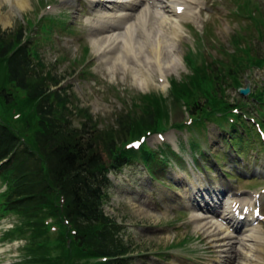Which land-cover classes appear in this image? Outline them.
<instances>
[{"label":"rangeland","instance_id":"rangeland-1","mask_svg":"<svg viewBox=\"0 0 264 264\" xmlns=\"http://www.w3.org/2000/svg\"><path fill=\"white\" fill-rule=\"evenodd\" d=\"M201 1L199 6L193 8L198 19L184 21L185 37L182 40L184 59L180 66L169 72L171 73L169 80L172 78L180 80L190 72L188 65L191 63H210L212 72L225 71L227 73L224 75V79L219 78V84L222 83L219 95L225 97L230 104L244 105L240 111H256L250 105L245 106L248 96L244 97L239 91L241 86L247 84L255 92L264 88V61L262 59L264 56V34L260 35L261 32L264 33V26H261L258 31L253 23L254 20L244 16L245 14L241 10L243 7L240 4V1L244 0ZM70 3H73V8ZM256 3L260 5L256 17L262 16L264 0ZM0 4V13L9 18L7 25L0 23V42L7 44L10 39L17 36V32L22 28L25 35L22 44L29 47L28 53L33 62V67L28 73V82L35 84L44 78V85L49 86L51 94L56 93L57 96V92H60L67 98L66 105L69 109L65 113L69 122L64 126L76 129L81 135L84 122L88 125L92 123L91 128H94V131L88 135V138L92 136L96 142L99 137V143L95 144L106 157L108 156L103 140L112 138L115 144L110 148L114 150L117 146L124 148L125 144L129 145L137 138L136 134L128 136V131L126 134H119L117 131L123 122L129 123L130 120L148 112V110H144V105L140 104L141 102L137 103L140 101L141 93L155 91L167 96L170 82L167 83L166 88L157 86L158 83H155V80L151 82L150 86L140 87L134 83L135 79L132 73L128 72L124 75L121 71L115 73L108 70L105 62L94 49V39L86 23V20L95 16L96 13H92V10L89 11L84 2L82 7L79 0L64 3L62 0H29V5L24 9L13 5L11 0H0ZM61 9L67 10L61 11ZM57 14H62L61 16L68 21L72 27L70 32L56 27L53 35L45 37L38 30L40 26L37 19L40 15L55 16ZM236 40L241 41L245 46L248 44L252 46L255 59H259L257 66L251 65V67L238 70L237 66L238 64L241 66L242 59L238 56L236 60H231L227 67L228 70L226 69L222 62L228 60L229 52L236 47L234 43ZM214 64L216 68L213 67ZM231 66L234 73L229 71ZM151 77L155 78L153 72ZM234 77L237 80H234ZM56 80H60L61 83H55ZM9 83L6 58L0 59V86L10 89ZM210 86L212 87V85ZM10 94L15 95L13 91ZM58 99L56 97L55 100L58 101ZM168 103L170 104V101ZM11 105L7 106V102L0 98L1 120H10L11 118L12 122H16L23 118L14 115ZM17 108L20 106L17 105ZM185 111L179 109L176 112L169 109L167 116L170 120L167 123L174 124L185 120L187 117ZM254 115L258 116L255 113ZM164 123H166L165 120ZM22 125L21 121L16 122L13 129L20 130ZM208 127H210L208 133L203 132L200 135L203 148L207 153L200 158V161H197L202 166L200 171L196 170L192 164L194 173L188 168L187 175H185L176 165L169 166L167 175L171 176V180L176 184L183 186V188L175 190L181 195L172 197L173 201H169V204L160 205L162 201L160 199L164 196L160 191L155 190L156 185L151 182L149 171L141 162L111 174L112 184L108 187L103 202L104 210L112 219V223L100 225L99 228L108 232L109 240L117 246L116 249L120 253L118 258L122 261L125 260V264H173L176 260L180 264H206L208 260L218 257V253L210 252L209 239L205 235L201 236V233L195 230L196 222L192 220V213L187 207V196L190 194L188 187L191 179L193 180L195 176L204 177L210 183L212 181L220 182L225 188L231 186V193L228 194V198L231 200L242 198L245 201L249 192L260 190L264 186L263 151L255 149L253 152L255 145L249 143L243 149L245 160H241L239 166H236L237 156L227 150L219 149V147H223L222 137L226 134L221 133L214 124L210 123ZM164 133L160 135L158 132H152L146 138V145L163 157L165 154L160 149H165L170 144L175 149L182 151L186 157L191 158L189 140L192 133H187L184 130L178 131L173 125L168 126ZM84 135L87 134L84 133ZM30 144L33 146L32 143ZM228 148H230V152L233 151L231 147ZM218 152L223 154L222 158L218 155L220 162L213 156ZM252 156L255 158L253 159ZM255 159L256 163L253 161ZM205 165H207V171L203 168ZM163 172H165L164 169L157 176L165 174ZM224 173H229V179ZM255 177L258 179L253 180ZM242 178L244 179L242 180ZM186 179L190 182H187ZM256 182L259 184L256 185ZM9 184L10 178L7 175L0 177L2 201L6 194L5 189ZM256 186L259 187L256 188ZM226 191L228 193L230 188H227ZM236 193H240V195H236ZM129 197H133L134 200L132 201ZM130 201L137 202L140 205V210L134 207ZM2 207L3 205L0 206V214ZM44 212L45 215L49 213L46 208ZM50 217H48V221L55 222V218L51 217V219ZM29 218L17 213L16 215L10 214L8 218H4L0 222V264H38L35 260L39 255H34L36 247L32 245L33 241L31 240L34 235L31 234L32 229L25 224V221L32 222ZM43 224L45 225V223ZM47 228L50 227L46 226V230ZM12 229L18 230L11 235L8 234V230ZM52 232L49 237L56 236L54 230ZM14 239L16 241L13 242ZM54 239L45 240L47 247L55 246L50 242ZM38 241L43 242L41 239ZM52 252L55 251L52 250ZM185 256L189 258L188 262ZM91 262L97 263L98 260L92 259Z\"/></svg>","mask_w":264,"mask_h":264},{"label":"trees","instance_id":"trees-1","mask_svg":"<svg viewBox=\"0 0 264 264\" xmlns=\"http://www.w3.org/2000/svg\"><path fill=\"white\" fill-rule=\"evenodd\" d=\"M245 9L258 26H264V14L256 17L250 3ZM22 36L23 30H19L17 36L7 44L0 42V59L6 58L8 80L12 87L9 89L1 85L0 98L7 102V106L12 104L11 108L20 106L23 113V118L16 121L23 124L20 130L13 129L16 122H12L11 118L4 121L0 118V161L12 154L11 160L2 167V170L11 172L7 208L30 217L32 222L25 221V224L34 235L31 240L36 247L34 255H39L35 260L38 264H84L83 261L90 257L106 258L99 264H125V260L118 258L120 253L109 240L108 232L99 228L100 225L112 223L102 208L104 190L109 183L108 172L120 170L141 158L140 155L149 160L153 154L147 148L143 150L144 154L123 148L111 150L110 146L115 144L111 138L103 140L108 152L106 160L95 144L99 143V137L98 142H94L92 136L88 138L94 129L91 128L92 123L88 125L84 122L81 135L76 129L64 126L69 122L65 113L69 109L67 98L60 92H57V96L56 93L51 94L49 86L44 85V78L35 84L28 82V73L33 66L28 47H15V39L19 42ZM244 51L246 56H242L238 70L258 61L254 59L251 48H245ZM237 58L238 55L231 52L228 60L223 62L226 69L231 60ZM211 67L210 63H191L192 72L182 81L172 82L170 104L159 93L143 95L142 104L148 112L129 123L123 122L117 132L126 134L128 131V136L136 134L139 137L147 130H164L167 125L164 120L169 121V109L174 107L175 110H182L184 105L195 116L198 128L203 127L213 116L217 118V112L227 105L225 97L219 95L222 84H219V78L224 79L227 73H214ZM213 67L216 68V65ZM229 71L234 73L232 66ZM234 80L237 78L234 77ZM12 91L15 95L10 94ZM29 130L31 133L26 135ZM23 137H27L25 144L22 142ZM58 200H61V205H58ZM45 208L49 211L46 215ZM50 215L62 222L54 237H49L50 230H46L43 224ZM63 219L68 220L70 228ZM50 238H55L50 241L55 245L52 248L46 245ZM40 239L43 242L38 241ZM52 250L59 252L54 255Z\"/></svg>","mask_w":264,"mask_h":264},{"label":"bare ground","instance_id":"bare-ground-1","mask_svg":"<svg viewBox=\"0 0 264 264\" xmlns=\"http://www.w3.org/2000/svg\"><path fill=\"white\" fill-rule=\"evenodd\" d=\"M11 2L21 9L29 5V0H11ZM88 2L94 8L106 10L88 18L86 23L94 39V49L105 62L108 70L115 73L121 71L124 75L128 72L132 73L134 83L140 87L150 86L155 80L157 86L166 88L169 81H174V78L169 80L171 74L169 72L180 66L184 59L182 50V40L185 37L184 21L198 19L193 8L199 6L201 0H112L110 2L88 0ZM0 23L7 25L9 18L0 13ZM152 72L155 78L151 77ZM150 93H141L140 101L137 103L142 104V96ZM166 94H170V89ZM165 98L168 103L169 96ZM204 183L200 184L198 180L196 181V185L204 186L202 192H209L210 198L198 199L200 195L194 198L193 219L197 223V230L210 240L212 248L220 257L215 263L207 264H264V226L243 227L240 230L236 225V229L240 231V236H237L224 224V219H235L232 209L238 207V203L239 207L244 209L249 201L225 202L221 198L222 193L216 191L217 187ZM197 191L201 192L200 189ZM260 199L263 202L262 214H264L263 194ZM133 204L134 207L138 206L135 202ZM202 208L207 209L208 213L201 210L198 212ZM223 213L227 218L222 215ZM217 214L221 216L220 220L214 219V215L217 217ZM253 219V212H249L247 221ZM236 223L237 221L233 225Z\"/></svg>","mask_w":264,"mask_h":264},{"label":"water","instance_id":"water-1","mask_svg":"<svg viewBox=\"0 0 264 264\" xmlns=\"http://www.w3.org/2000/svg\"><path fill=\"white\" fill-rule=\"evenodd\" d=\"M249 91H250V88L249 87H247L245 89H241V92L242 93H245V94L249 93Z\"/></svg>","mask_w":264,"mask_h":264}]
</instances>
